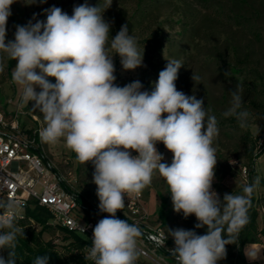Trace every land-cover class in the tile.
Masks as SVG:
<instances>
[{
    "label": "clouds",
    "instance_id": "clouds-1",
    "mask_svg": "<svg viewBox=\"0 0 264 264\" xmlns=\"http://www.w3.org/2000/svg\"><path fill=\"white\" fill-rule=\"evenodd\" d=\"M15 2L0 0V54L17 61L12 78L22 88V100L34 102L31 110L43 116L42 142L63 139L79 162L93 164L98 208L109 214L93 228L85 259L92 264H136L141 230L116 213L125 207L126 195H139L156 173L168 187L174 211L185 218L194 214L195 227L207 228L204 235L167 229L163 240L173 238L175 248L169 252L176 264H217L226 258V245L235 243L249 223L252 196L261 178L245 184L239 194L225 193L223 200L213 190L218 122L202 98L177 90L182 62L168 59L150 93L141 91L138 80L120 87L114 83L113 55L119 54L123 69L134 70L142 66L143 51L127 24L110 38L111 24L103 13L112 0L103 7L81 4L72 16L53 6L45 10L46 22L17 25L14 40L6 43ZM191 79L200 84L202 77L193 72ZM37 86L41 91L35 90ZM230 95L223 116L234 117L240 128H247L251 114L243 108L239 85ZM157 143L173 154L171 164L161 162ZM19 207L14 198L0 199V264H19L17 246L19 238L25 239V229L17 223ZM86 227L79 225V230L85 232ZM154 239L160 244V238ZM246 255L258 258L256 252ZM32 264H49V256H36Z\"/></svg>",
    "mask_w": 264,
    "mask_h": 264
},
{
    "label": "rangeland",
    "instance_id": "rangeland-1",
    "mask_svg": "<svg viewBox=\"0 0 264 264\" xmlns=\"http://www.w3.org/2000/svg\"><path fill=\"white\" fill-rule=\"evenodd\" d=\"M84 3L93 7L101 3L103 7L107 0H45L43 3L41 0L34 3L31 0H16L11 5L12 14L7 20L5 42L14 40L17 25L24 26L37 20L46 22V9L55 6L70 16L73 8ZM103 17L111 24L110 38H114L121 26L127 24L129 35L137 39L138 47L143 51L142 66L134 70L123 69L119 54L113 55L116 85L124 87L138 80L142 84L141 91L150 93L168 59L182 62L184 66L179 69L175 81L177 90L189 96L195 95L197 99L202 98L208 114L215 116L218 122L219 136L214 142L218 159L216 166L219 161L222 162L227 177L220 188L215 177L212 188L221 200L225 193L239 194L242 187L250 183L241 173L242 165L247 163L246 138L258 137L264 111V0H112ZM156 35L162 38V49L152 44ZM9 59L6 54H0V103L12 100L26 109L28 104L22 100V88L12 78L17 61L12 59L9 69ZM193 72L202 77L200 84L191 79ZM48 80L56 82L54 77H48ZM237 85L241 88L243 108L251 114L244 129L238 126L234 117L223 116L230 107V92ZM35 90L41 91L38 86ZM33 103L29 102L31 108ZM31 108L28 111L36 115L43 128L42 114L39 110L33 112ZM43 147L63 175L72 181V189L99 204L97 186L92 182L93 164L79 162L63 139L56 144L43 142ZM156 148L164 157L161 162L171 164L173 154L164 144L157 143ZM132 155L137 153L132 152ZM257 176H264V154L255 164ZM168 192L164 179L156 173L152 183L141 192L146 214L144 225H160L166 233L167 229L187 230L197 219L194 214L185 218L182 212H175ZM263 193L261 187L255 191L258 199ZM160 195H168L170 200L166 227L159 219ZM258 211V224L260 229H264L262 204L258 205ZM51 236L60 243L61 238L57 234ZM168 237L174 243L173 238ZM45 238L50 236L45 235ZM259 238L264 245V236Z\"/></svg>",
    "mask_w": 264,
    "mask_h": 264
},
{
    "label": "built area",
    "instance_id": "built-area-1",
    "mask_svg": "<svg viewBox=\"0 0 264 264\" xmlns=\"http://www.w3.org/2000/svg\"><path fill=\"white\" fill-rule=\"evenodd\" d=\"M41 129L38 118L17 102L0 103V199L14 198L19 202L18 220L25 218L27 208L33 204L47 209L54 227L84 238L90 247L93 228L109 214L100 212L99 204L72 189V181L46 154L39 135ZM260 144L264 151V132ZM241 173L249 181L246 167L241 168ZM120 214H116L117 218L138 225L142 233L136 264H176L169 252L175 243L169 237L163 240L166 231L160 225H144L141 193L126 195ZM79 225L87 226L85 232L79 230ZM154 238H160V244Z\"/></svg>",
    "mask_w": 264,
    "mask_h": 264
},
{
    "label": "trees",
    "instance_id": "trees-1",
    "mask_svg": "<svg viewBox=\"0 0 264 264\" xmlns=\"http://www.w3.org/2000/svg\"><path fill=\"white\" fill-rule=\"evenodd\" d=\"M88 5L93 6L92 4ZM73 10L74 8L70 11V16L73 15ZM12 20L13 22H16L14 19ZM152 44L162 49L163 42L160 35H156ZM11 62L12 59L10 58L9 69ZM30 108L31 105L29 104L28 107H26V111L30 115L36 116L34 113L28 111ZM263 132L264 111L258 137L254 139L252 137L246 138L247 148L245 150V157L247 163L242 165V167L248 169L250 182L255 178L256 161L264 152L263 146L260 144V138ZM73 155L76 156L74 152ZM222 165L223 163L219 161L218 165L215 167V177L219 180V185H217L219 188L222 186L221 182L227 177V172L222 168ZM260 187L264 190V176L261 178ZM167 191H169L168 187ZM160 198L159 219L161 225L166 227L169 222L170 200L168 195H160ZM259 204L264 206V193L261 199H258L254 192L252 196V206L248 213L249 223L241 230L235 243L226 245V258L220 260L219 264H251L246 257L245 247L250 244L263 245L259 238L264 236V229H260L258 224ZM116 214L118 216L121 215L120 210H118ZM50 220L51 215L49 211L37 204H33L32 207L27 208L25 218L17 220V223L25 229V239L22 237L19 238L17 246L19 264H32V261L36 256L45 254L49 256V264H92V262L87 261L84 256L87 252L88 242L78 235L59 230L51 224ZM32 221L36 226H34ZM197 223L198 221L194 222V224H192L193 226L187 230H193L198 235L206 234V226L203 228H196L195 225ZM51 234H57L61 238L60 243L55 242L52 239L53 237ZM45 235H49L50 238L46 239ZM3 254L6 255V253Z\"/></svg>",
    "mask_w": 264,
    "mask_h": 264
},
{
    "label": "crops",
    "instance_id": "crops-1",
    "mask_svg": "<svg viewBox=\"0 0 264 264\" xmlns=\"http://www.w3.org/2000/svg\"><path fill=\"white\" fill-rule=\"evenodd\" d=\"M256 252L258 253V258L251 260L246 255L247 259L251 262V264H264V246L260 244H250L245 247V254Z\"/></svg>",
    "mask_w": 264,
    "mask_h": 264
}]
</instances>
